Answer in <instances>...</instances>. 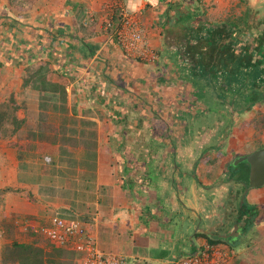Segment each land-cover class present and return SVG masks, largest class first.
<instances>
[{
  "label": "crops",
  "instance_id": "obj_1",
  "mask_svg": "<svg viewBox=\"0 0 264 264\" xmlns=\"http://www.w3.org/2000/svg\"><path fill=\"white\" fill-rule=\"evenodd\" d=\"M161 1L46 0L39 12L0 0V59L7 65L0 74V96L14 98L23 121L14 145L0 155L6 205L10 202L25 222L48 224L56 215L80 220L102 251L123 255L131 264H171L207 244L210 229L221 223L231 226L236 216L226 218L221 207L236 206L241 195L232 192L237 184L232 161L264 146L258 143L264 141L263 133L257 136L252 123L264 104L250 107V101L228 95L229 106L215 95L226 111L239 117L229 134L220 135L218 123L207 130L204 144H212V133L222 138L210 153L186 146L177 153H153L154 148L164 151L160 145L165 140L157 131L150 136L151 121L156 126L164 121L151 117L153 106L170 114L180 135L188 131L178 117L196 115L202 107L193 95L196 83L164 54L163 30L156 25ZM122 7L134 12L144 33L140 52L133 53H146L142 62L120 47L107 28L110 12L114 9L115 22ZM39 14L46 19L40 21ZM151 52L158 57L155 62L147 60ZM243 71L234 76H243L245 86L240 88L246 89L251 79ZM232 88L223 86L224 91ZM243 97L247 100V91ZM140 123L148 128L139 135L141 151L123 153L124 142H130L125 129ZM263 192L264 187L250 189L248 204L264 203ZM204 211L201 226L197 220ZM214 217L219 219L208 224ZM190 223L194 229L189 234ZM263 254L258 249L242 264H254L251 257L260 262Z\"/></svg>",
  "mask_w": 264,
  "mask_h": 264
},
{
  "label": "rangeland",
  "instance_id": "obj_2",
  "mask_svg": "<svg viewBox=\"0 0 264 264\" xmlns=\"http://www.w3.org/2000/svg\"><path fill=\"white\" fill-rule=\"evenodd\" d=\"M14 1L20 5L21 9L23 8L24 10L25 9L28 10L29 8L30 9L32 8L34 10L38 9L37 11L39 12L41 11V9L43 10L45 8V4H46V0H14ZM192 1L193 0H191V3L189 0H162L160 2V5L162 7L159 10L162 11V13L157 14L160 15V19H158L160 22L159 23L157 22L156 25L163 30L162 45L164 49H166L167 47L172 49L180 48L179 43L181 42L180 39L184 38L183 37L184 31L182 29L183 25L179 22V19L183 16V13H185L187 8L196 12L197 5L192 4L193 3ZM198 6L200 7L201 12H203V15L201 17V19H203L204 21L203 23L220 26L219 29H222L221 31L224 32L226 31L227 26L230 29H232V24H239L243 29V31L245 30L244 33H242L239 36L243 40H241V42H238V44L236 45L235 53L241 54L240 55L241 57L248 58V56H246L248 54L246 49H247V45L251 43L250 45L252 49L249 51L250 53L249 57H251V60L253 59L257 63H260L262 60H264V41L261 44L262 45L261 54L258 53L255 49L257 47L255 39H257L260 33L264 32V26H263L264 0H245L244 2L240 0H201ZM247 7H249L250 9L248 26L245 25L240 19L244 16L245 12L248 11ZM119 11L120 9L116 14L117 19H118ZM113 14H114V9L108 15L109 18L108 21L114 22V19L111 18ZM18 15L24 16V13L20 12L18 13ZM38 16L40 17L39 18L40 21H42V19L45 17L44 14H39ZM166 18L167 20H165ZM117 19L116 21H118ZM90 20L92 21L93 17H90ZM108 21H106V25ZM164 24H166L167 27ZM155 27L156 26L154 24V28ZM193 28H197V26ZM202 45L205 47L206 51L209 50L208 46L205 43ZM213 48L214 47H211L210 49L211 52L214 51L215 48L214 49ZM131 56L137 61L140 62L144 61V59L139 54H135V55L131 54ZM262 63L263 64H261V67H264V62ZM5 67H7L6 63L0 59V74L2 72H5ZM236 69L238 71L240 70L239 67H237ZM252 71L253 73L249 75H251L253 78L250 77L251 84H248L246 89L240 88L241 86H245L244 84L245 80L243 76L236 78L234 77L235 79L233 80L235 82L232 87H236V89L232 88V90H227L224 97L222 96L223 93H221V98L222 97L224 98L225 104L229 105L230 98H228V95L234 97L235 99L234 101H238L237 99H240L239 101H243V103H247L249 101L251 102L254 99L253 93L255 92L259 93L261 90L262 91L264 90L262 89V85L264 84L263 69L261 70L258 67ZM2 82H3L2 79H0V91L4 90V86H2ZM253 87H257V88L254 89ZM208 91L209 90H207L203 86L196 85V90L193 95L197 100L201 101L202 103L201 109L197 111L198 113L196 115L189 113L188 116L178 117L177 119L178 122H180L181 124L183 123L186 124V125L184 124V127L188 131V133L185 135H180L178 128H176L175 125H172L174 122L172 121L170 114L167 115L165 114L166 110L159 109L158 107L155 109L154 106L151 108V117H155L157 119L158 118L163 119L164 121L162 122V126H156L154 125V122L151 121V125L149 126V128L151 129L150 136L152 139L153 137H156L154 135L155 134L154 132L157 131V133L159 132L162 133L166 140L165 143L164 140L160 145L163 147L164 151L159 152L156 151L158 148H154L152 150L153 153L155 152L177 153L176 151L177 149L185 146L190 148V150H192V148L198 150V153H210V149L216 147L219 144V142L222 140V138L220 137L217 138L218 137L217 135L215 136L217 139L213 138V133H212L211 138L214 139V141L211 142L212 144H204V141L208 139L207 130L211 129L210 127H212L213 125L215 127L218 123L219 124L218 133L221 131L220 135H222L224 131H226V134H229V132H231L233 128L232 122L236 121V119L239 116H237L236 114L235 115L231 114L228 110L226 111L223 105L218 100L215 99L214 96L215 95L218 96L219 93L215 94L213 93V91H209V92ZM246 91L248 95L247 100L245 97H243ZM250 96L252 97L249 98ZM14 103L15 101L12 96H5V97L0 96V116L3 114H7L5 120H3L2 122V125H0V155L2 153H7L9 149L14 145V141H15L14 137L16 136L17 132L22 128L21 127L19 130L13 132V129H15V125L12 123L11 118L13 119L15 115L17 119H19L17 116L18 108ZM259 104H264V101L260 102ZM139 112L142 113V110H139ZM158 113L161 115H159ZM218 116L220 118L223 119L225 118V119L221 120L222 122L221 121L218 122L217 119ZM207 118H210L211 120L208 121ZM252 123L256 124L255 128L258 131L257 136H259V134L261 133H263L264 136V109H261L257 112L256 121H253ZM119 129L120 131L122 130L121 127ZM180 129L181 131L184 130L183 127H181ZM126 131L127 129H125V134H127L128 132L130 134V136L128 137L130 142H124V145L122 147L123 149L122 152L139 153L143 145L141 136L139 135L143 133H147L148 128H146V126L144 128L142 123H140L137 126L136 125L133 126V128L131 127L127 132ZM51 132H54V130L52 129ZM223 142L225 143V140H223ZM226 142H228L227 139ZM149 143L150 142L146 144L149 146ZM258 143L259 145H263L264 141L260 140ZM151 144H154V142L151 141ZM227 145L228 143L225 145V149ZM160 146L158 145V147ZM205 147L208 148V151ZM201 149L202 151H200ZM177 160H178L177 158H174V162H176ZM181 184L183 185L184 182L181 181ZM7 192L8 190H0V264H14L10 260H8V262L4 261L5 249L8 245L12 244L13 242L32 244L36 247H40L44 249L47 253L55 254L56 255L55 259H59L60 261H63L64 264H79L76 261L77 256L75 253L67 250H56L54 246L43 237L37 236L31 232L24 231L23 226L26 223L24 219H22L15 212V210H13V207H10L11 206L10 202L8 203L9 206L6 205ZM161 203L163 204V202ZM208 204L210 205L209 207L211 208L212 205L208 202L207 206ZM257 206L260 209L261 215L254 221L249 231L243 235V238L240 240V242L234 245L233 244L230 245L229 243L222 241L218 244L220 246L226 247L227 249L228 246H230L229 249L230 248L232 249V250L230 249L229 251L232 264H242L243 258L249 256L253 257V253H256L258 249L260 251H264V203H257ZM206 218H207L206 211L201 212L197 220L198 225L205 226L202 223V221ZM218 219H219L218 217H214V219L211 220L208 219V224H210L211 221L216 222V220ZM192 228L194 229L193 225L190 223V226L186 229L187 230L186 233H189L190 229ZM193 232L194 231H192V233ZM59 253L61 255H59ZM252 257L250 258V260H252L251 262L254 261L253 263L257 264L259 260H257L256 258L252 259ZM261 262L262 264H264V254H263V259H261L259 263ZM136 263L147 264L143 262H136ZM127 264H131V261L128 260Z\"/></svg>",
  "mask_w": 264,
  "mask_h": 264
},
{
  "label": "trees",
  "instance_id": "obj_3",
  "mask_svg": "<svg viewBox=\"0 0 264 264\" xmlns=\"http://www.w3.org/2000/svg\"><path fill=\"white\" fill-rule=\"evenodd\" d=\"M189 1L191 3V0ZM200 1L201 0L192 1V4L197 5L196 12L187 8L185 13H183V16L179 19V22L183 25V37H185V39L183 40L184 43H179L180 48L178 49L167 47L164 54L172 56L174 63L176 64L178 69L182 70L181 72L182 74H184V77L191 78L196 83V85L217 88L210 91H213V93L215 94L219 93V97H221V93H223L222 96L224 97L226 91H224L225 89H223V86L234 85L235 81L233 80V78L235 77L234 74L237 71V67H239L240 70L245 69L244 71H246V74L252 77L249 74H252V70H255V68L259 67L264 71V67H261V64H263L262 62H264V60H262L260 63L255 62V60L253 59L251 60V57H249V51L252 49L250 45L251 43L247 45L246 49V51L248 52L246 56H248V58L241 57V54L235 53L236 45L238 44V42H241V40H243L239 36L244 33L245 30L243 31L239 24H232V29L227 26L226 31L224 32L221 31L222 29H219L220 26L203 23L204 21L203 19H201L203 12H201L200 7L198 6ZM240 1L244 2L245 0ZM247 10L248 11H246L244 16L240 19L245 25L248 26L250 10L249 7H247ZM165 20H167V18ZM164 25L167 27L166 24ZM196 26L197 28H193ZM237 37L238 39H240L238 40ZM255 40L257 44V47L255 49L258 53L261 54V44L264 41V32L260 33ZM204 43L208 46L209 50H205V47L202 45ZM211 47L215 48H213L214 51L212 52L210 51ZM218 88L220 90H218ZM253 88L255 89L257 87ZM262 89H264V84L262 85ZM253 98L254 99L249 104L250 107L254 106V104L258 102L264 101V90H261L259 93H253ZM6 115L7 114H3L0 116V125H2V122L3 120H5ZM11 120L15 125V129H13V132L19 130L22 127L23 121L17 119L15 115L13 119L11 118ZM243 164L246 165L247 162L241 163L236 167L232 164V170H238L242 167ZM243 180L247 183L246 189H249V174H247L245 176V179ZM237 199V215L233 224L239 225L241 224V222H245V226H243V231L245 234L249 231L254 221L261 215V213L258 206L248 204L245 195L241 194L240 197L237 196ZM207 238L211 244H219L223 241L211 236H207ZM240 240L241 238L233 240V242L229 244L234 245L240 242ZM55 249L64 250L59 248ZM59 255L61 254L59 253ZM55 257V254L47 253L40 247H36L32 244H24L18 242H13L12 244L8 245L4 253V261L8 262V260H10L14 264H64L63 261L55 259Z\"/></svg>",
  "mask_w": 264,
  "mask_h": 264
},
{
  "label": "built area",
  "instance_id": "obj_4",
  "mask_svg": "<svg viewBox=\"0 0 264 264\" xmlns=\"http://www.w3.org/2000/svg\"><path fill=\"white\" fill-rule=\"evenodd\" d=\"M116 23L108 21L107 28L118 45L129 54L140 52L144 43V33L138 25L134 12L122 7ZM145 54L143 51L142 54L139 53L141 57ZM147 57L149 62H155L158 58L153 52ZM23 229L43 237L56 248L75 253L78 255L79 264H127L125 256L102 251L87 225L80 220L56 215L48 224L28 221ZM229 251V247L227 249L218 244L207 243L198 246L191 253L179 256L171 264H232Z\"/></svg>",
  "mask_w": 264,
  "mask_h": 264
},
{
  "label": "flooded vegetation",
  "instance_id": "obj_5",
  "mask_svg": "<svg viewBox=\"0 0 264 264\" xmlns=\"http://www.w3.org/2000/svg\"><path fill=\"white\" fill-rule=\"evenodd\" d=\"M262 147H264V146H262ZM262 147H259L258 149H260ZM258 149H256V150H258ZM256 150H254V151H256ZM254 151H252V152H254ZM252 152H250V153H252ZM250 153H248V154H250ZM245 155H247V154H245ZM241 156H244V155H241ZM241 156L236 157L232 161V164L234 165V162ZM244 162H246V161H244ZM244 162H242V163H244ZM232 164H231V169H232ZM239 164H241V163H239ZM247 164L246 165L243 164L241 168H239L238 170L237 169L234 170L235 171V180L237 181L236 183L238 184V186H236L237 184H234L232 186V188H233L232 192H238V193L240 192L241 194L245 195V197H247L250 189H254V188L246 189L247 183H246V181L243 180V179H245V176L247 174H250V166ZM248 186H249V182H248ZM230 190L231 189H228V191H226V195L230 193ZM221 210H222V213L225 214V216L227 215L226 218H228V217L232 218L233 215H234V217L237 215L236 214V206H234V205L222 206ZM243 223L241 222V224H239V225H234V224H232L231 226L227 225V227H225L224 224L221 223L222 226L220 225L219 228L210 229L208 231V234L211 237H215L217 239L223 240V241L231 244L233 242V240L243 238V235H244V231H243L244 227L243 226H245V222H243ZM237 227H239L238 230H237Z\"/></svg>",
  "mask_w": 264,
  "mask_h": 264
},
{
  "label": "water",
  "instance_id": "obj_6",
  "mask_svg": "<svg viewBox=\"0 0 264 264\" xmlns=\"http://www.w3.org/2000/svg\"><path fill=\"white\" fill-rule=\"evenodd\" d=\"M246 161L250 166L249 188L264 187V147L244 156L239 157L234 166ZM239 227H237V230Z\"/></svg>",
  "mask_w": 264,
  "mask_h": 264
}]
</instances>
